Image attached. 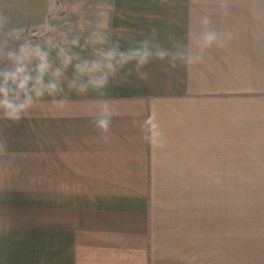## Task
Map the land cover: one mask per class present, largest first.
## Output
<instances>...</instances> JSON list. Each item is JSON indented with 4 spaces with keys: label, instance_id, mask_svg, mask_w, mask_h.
I'll return each mask as SVG.
<instances>
[{
    "label": "crops",
    "instance_id": "1",
    "mask_svg": "<svg viewBox=\"0 0 264 264\" xmlns=\"http://www.w3.org/2000/svg\"><path fill=\"white\" fill-rule=\"evenodd\" d=\"M223 2L0 0L23 30L80 29L37 42L53 68L115 41L174 51L204 15L234 32L198 64L121 71L104 95L70 88V65L62 91L0 119V264H264V0ZM105 101L108 143L91 124Z\"/></svg>",
    "mask_w": 264,
    "mask_h": 264
},
{
    "label": "clouds",
    "instance_id": "2",
    "mask_svg": "<svg viewBox=\"0 0 264 264\" xmlns=\"http://www.w3.org/2000/svg\"><path fill=\"white\" fill-rule=\"evenodd\" d=\"M220 7L226 11L223 0ZM200 25V29L188 37V45L174 51L147 38L126 47L115 41L94 58H80L62 50V67L53 68L49 48L25 37L23 28L0 12V119L19 122L45 94L62 91L60 77L70 65L74 69L70 88L81 94L92 91L104 95L121 71L146 79L148 73L144 69L153 61L171 62L173 67L177 61L183 66L195 65L203 61L207 50L222 48L234 37L230 29L212 27L208 15L200 18ZM74 59L78 61L75 64ZM46 76L50 78L46 80ZM112 118V109L106 101L97 105L91 124L104 143L110 139Z\"/></svg>",
    "mask_w": 264,
    "mask_h": 264
},
{
    "label": "rangeland",
    "instance_id": "3",
    "mask_svg": "<svg viewBox=\"0 0 264 264\" xmlns=\"http://www.w3.org/2000/svg\"><path fill=\"white\" fill-rule=\"evenodd\" d=\"M69 23L56 26L47 25L44 29L24 30V36L30 38L34 43L40 41H51L58 39H75L79 38L81 31L79 28L71 27Z\"/></svg>",
    "mask_w": 264,
    "mask_h": 264
}]
</instances>
